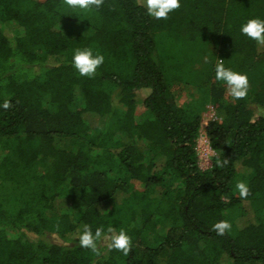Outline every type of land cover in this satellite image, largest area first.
I'll list each match as a JSON object with an SVG mask.
<instances>
[{
	"label": "trees",
	"instance_id": "trees-1",
	"mask_svg": "<svg viewBox=\"0 0 264 264\" xmlns=\"http://www.w3.org/2000/svg\"><path fill=\"white\" fill-rule=\"evenodd\" d=\"M250 18L264 0H182L166 19L143 0H0V264H264V45L241 34ZM78 48L105 57L93 75L73 67ZM192 57L208 60L190 71ZM217 63L248 75L246 96ZM173 81L196 90L180 103ZM136 184L134 204L113 205ZM85 225L102 229L95 251L80 246ZM120 230L127 252L110 247Z\"/></svg>",
	"mask_w": 264,
	"mask_h": 264
},
{
	"label": "clouds",
	"instance_id": "clouds-1",
	"mask_svg": "<svg viewBox=\"0 0 264 264\" xmlns=\"http://www.w3.org/2000/svg\"><path fill=\"white\" fill-rule=\"evenodd\" d=\"M68 7L72 9H89L93 6L99 8L103 0H65ZM147 14L156 19L168 18L169 14L181 6L182 0H143ZM240 32L243 35L251 38L260 45H264V19L250 18L240 27ZM105 57L102 54H94L91 48H78L72 56L73 67L81 76L93 75L97 68L103 64ZM215 78L218 81H223L228 86V90L232 97L241 99L247 95L249 79L246 73L234 71L225 67L223 63L215 65ZM8 101H5L0 107L8 108ZM241 197H247L248 187L240 181L236 184ZM213 230L219 235H223L226 230L231 228V224L226 220H221L213 224ZM109 231H112L109 229ZM102 235V229L97 228L93 233L91 227L85 225L79 237L80 246L96 250V240ZM130 245V237L124 230L119 233L112 232L111 245L118 250L128 251Z\"/></svg>",
	"mask_w": 264,
	"mask_h": 264
},
{
	"label": "rangeland",
	"instance_id": "rangeland-1",
	"mask_svg": "<svg viewBox=\"0 0 264 264\" xmlns=\"http://www.w3.org/2000/svg\"><path fill=\"white\" fill-rule=\"evenodd\" d=\"M161 37H162V39L159 38L160 46H159V54H158V56H162V54H164L163 53L164 50L167 47V45H166L167 44V39L164 38L166 36H161ZM196 58L197 57H194L192 60H187V62L182 61V63L185 64L190 71H192V70H194V66H196L198 68H201V67H203L204 61L208 60V58L206 57V59L205 58L203 59L204 61H202V60L201 61H194ZM191 62H193V63L191 64ZM191 67H192V69H191ZM262 78H264V77H262ZM172 84H173L175 89H180V96H181L180 103H182L185 99L189 98L190 92H193V91L196 90V86H194V85H189V86L186 87V85L181 84V82H175V81H173ZM145 93L146 92H143L142 96H144ZM254 108L256 109V111H258L257 113L263 112V109L258 108L256 105H254ZM143 111H144V109L142 108V105H140L138 107V111H137V113L140 115V117H142V114H143L142 112ZM205 114H206V116L203 117L204 119L202 120L201 130H204L206 128V125L209 122V118L208 117L213 118L211 116L212 115L211 111H207V112H205ZM109 124L112 125V121L110 119H104L102 121V123H101V126L105 128V127L109 126ZM201 157H202L201 161L204 162L205 158L203 157V155H201ZM134 187H135V189L134 190L132 189L131 192H120V193H118L116 198L113 200V205L121 207L124 210H126L127 207H128V204H134L135 192H138L139 189L142 188V186L139 185V184H136ZM249 207L250 206L248 205V208ZM250 209H252V208L250 207ZM263 211H264V207H263ZM48 214L55 215L56 212L50 211V212H48ZM47 238L50 241H53V242H57V243H61L62 242L61 237L59 235H57V234L49 233V234H47ZM101 243H102V245L104 247V245L106 244V239H103L101 241Z\"/></svg>",
	"mask_w": 264,
	"mask_h": 264
},
{
	"label": "built area",
	"instance_id": "built-area-1",
	"mask_svg": "<svg viewBox=\"0 0 264 264\" xmlns=\"http://www.w3.org/2000/svg\"><path fill=\"white\" fill-rule=\"evenodd\" d=\"M210 111L212 112L211 116L215 117V114H216L215 110H213L211 108ZM206 114L204 115V117L206 116ZM208 118H209V120L211 119L210 117H208ZM196 150L198 152L200 167L202 169H208L212 164L211 158L214 154V150L211 147L209 137L206 133V129L200 130V134H199V137L197 139ZM201 155H203V157L205 158L204 162L201 161V159H202Z\"/></svg>",
	"mask_w": 264,
	"mask_h": 264
}]
</instances>
